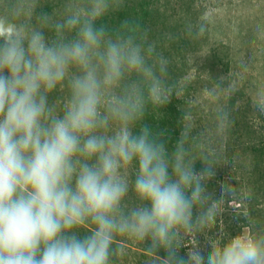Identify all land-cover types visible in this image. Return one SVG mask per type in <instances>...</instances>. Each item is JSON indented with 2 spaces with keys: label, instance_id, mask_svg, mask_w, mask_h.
Instances as JSON below:
<instances>
[{
  "label": "clouds",
  "instance_id": "obj_1",
  "mask_svg": "<svg viewBox=\"0 0 264 264\" xmlns=\"http://www.w3.org/2000/svg\"><path fill=\"white\" fill-rule=\"evenodd\" d=\"M115 6V0H90L83 13L56 22L41 11L37 19L53 28L52 40L18 22L12 10L0 13V264H112L117 250L124 251L113 245L118 233L150 238L148 251L164 247L169 264H264V233L241 231L187 259L172 248L175 230L191 228L193 206L202 202L215 172L185 165L189 127L182 128L171 161L148 125L134 130L143 112L139 84L104 100L103 89L126 72L138 73L162 105L175 87L161 78L169 61L137 19L125 18L115 28L100 22ZM207 24L205 18L186 30L203 36ZM73 66L80 74L72 75L70 99L57 112L48 95ZM253 103L264 114V87ZM216 120L226 131L230 111L221 109ZM113 121L119 128L104 134ZM131 164L142 203L126 208L129 182L121 170ZM227 191L236 188L228 185ZM85 223L93 227L81 234Z\"/></svg>",
  "mask_w": 264,
  "mask_h": 264
},
{
  "label": "rangeland",
  "instance_id": "obj_2",
  "mask_svg": "<svg viewBox=\"0 0 264 264\" xmlns=\"http://www.w3.org/2000/svg\"><path fill=\"white\" fill-rule=\"evenodd\" d=\"M46 1L52 7L49 14L52 22L73 11L83 13L90 4V0L38 2L42 5ZM127 3L140 14L148 11L149 17L145 16L142 24L148 42H154L156 51L169 61L168 74H161V78L175 85L181 100V130L191 129L183 145L185 165L194 167L196 172L205 167L215 172L205 182L202 202L194 204L191 228L175 230L172 248L187 259L196 252L206 254L241 231L264 233V114L256 111L253 103L257 90L264 87V0H125L120 7ZM36 5L35 0L22 4L0 0V13L12 10L18 22L45 33V25L33 17ZM205 18L206 33L199 37L189 35L187 26ZM74 74H80L76 66L48 95L57 112L70 99L69 81ZM134 83L144 89L143 112L134 129L138 130L160 116L159 103L148 94L142 77L136 72H126L121 81L106 86L103 92L104 100L115 98ZM229 87L235 92L230 93ZM221 109L231 113V123L224 132L217 128L216 116ZM118 128L119 122L113 121L102 131L111 135ZM174 148L169 152L170 161ZM136 171L135 164L121 170L129 182L126 208L142 203L133 189L131 177ZM228 185H233L236 193L229 194ZM113 245L124 251L117 250L112 264H169L164 254L148 251L150 238L141 241L130 234L118 233Z\"/></svg>",
  "mask_w": 264,
  "mask_h": 264
},
{
  "label": "trees",
  "instance_id": "obj_3",
  "mask_svg": "<svg viewBox=\"0 0 264 264\" xmlns=\"http://www.w3.org/2000/svg\"><path fill=\"white\" fill-rule=\"evenodd\" d=\"M15 1L16 3L22 4L23 2H26L28 0H15ZM35 1L38 3V5L35 6L34 11H33L34 18H37L41 11H45L49 14L52 13V7L49 2L46 1V3L40 5L38 1L41 2L43 0H38V1L35 0ZM116 1H119V2L116 3V6L114 7L113 12H110L107 16L103 18L102 21H100L101 23L107 24L109 28H115L116 26L119 25L120 21L125 18H135L142 25L144 23L145 16L149 17V13L147 10L143 12L142 14H140L139 12L136 11V9L133 6L129 5L128 3L120 7V5H122L121 1H125V0H116ZM142 8L143 7L140 6L139 10H141ZM36 23L38 24L37 19H36ZM45 33H46V37L49 40H52L56 37V33L54 32L51 26H45ZM47 33H49V35H47ZM72 35L73 33L66 32L65 38L71 39ZM159 111H160L159 118H157L156 120L148 121L147 122L148 124L147 123L145 124L148 125L152 129L157 139L165 143L166 147L168 148V152H171V150L174 148V146L176 145L179 139V134L181 132L180 130L182 127V117H183V111L181 109V100L176 95L175 90H173L169 103L165 105L159 104ZM256 162L259 163L260 161L257 160ZM260 171L263 172L262 169ZM131 178L134 181L135 175H132ZM92 227L93 225H91L90 223H85L80 228L81 234L88 232ZM150 252H154L160 255L164 254L163 256L165 258L167 256V252L164 247L153 249ZM180 257H183V256L180 255Z\"/></svg>",
  "mask_w": 264,
  "mask_h": 264
}]
</instances>
